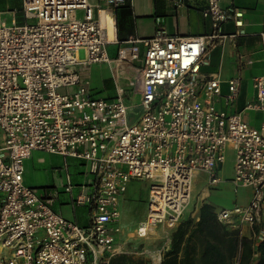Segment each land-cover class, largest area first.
Here are the masks:
<instances>
[{
  "label": "built area",
  "instance_id": "2783aa9c",
  "mask_svg": "<svg viewBox=\"0 0 264 264\" xmlns=\"http://www.w3.org/2000/svg\"><path fill=\"white\" fill-rule=\"evenodd\" d=\"M122 2L105 0L95 10L89 0H21L9 22L0 17V264H109L117 253H143L116 243L127 183L149 182L147 211L133 231L146 239L156 227L181 221L196 172L206 173V187L223 181L217 171L228 148L230 181L249 187L251 196L216 217L237 229L245 223L254 247L263 239L264 74L254 77L255 98L244 106L262 112L255 127L240 112L216 107L220 77L200 72L210 50L233 36L221 32L226 10L220 0H206L209 34L159 29L119 40L112 7ZM109 44H117L113 54ZM97 62L110 71V95L95 96L81 69ZM227 82L228 108L240 78ZM35 149L86 165L92 178L74 200L91 206L87 225L53 209L56 191L23 183L24 162ZM64 188H72L68 173ZM238 261L239 254L232 264ZM159 263L160 254L152 261Z\"/></svg>",
  "mask_w": 264,
  "mask_h": 264
},
{
  "label": "crops",
  "instance_id": "0c3cea01",
  "mask_svg": "<svg viewBox=\"0 0 264 264\" xmlns=\"http://www.w3.org/2000/svg\"><path fill=\"white\" fill-rule=\"evenodd\" d=\"M15 1H19V6L13 4ZM89 1L95 5V10L97 5H105V0ZM126 4L129 6L130 14L123 13L126 10L124 7ZM220 5L227 13L226 19L221 24V32L233 34V36L226 37L210 50L209 61L201 64L200 72L205 75L218 74L220 77L221 95L215 99L216 107L240 112L248 124L257 127L261 122L262 112L244 108V106L246 102L255 98L254 77L264 74V0H220ZM20 6L21 0H0V11L9 21L11 11L14 9L18 11ZM205 8L206 0H124L112 7V14L114 17L117 15L118 25L116 24V27L118 26L117 31L121 39L128 36L152 37L159 29H164L170 35L192 36L211 32L210 19L203 15ZM18 15L20 14L18 13ZM103 21L111 33L113 19L109 11L103 14ZM116 47L117 44H109V53L113 54ZM248 60L249 63H247ZM233 76L240 78L239 94L236 102L227 108L224 103V94L228 89L227 81ZM109 80L111 82L110 77ZM1 140L2 133L0 131V143ZM72 158L74 157H64L40 149L33 150L31 156L24 162L23 183L27 186L43 187L49 192L56 191V197L52 204L53 209L66 218L85 226L90 220L91 206L77 203L74 198L81 191L82 186L88 184L92 176L84 164V169L79 171L80 180L73 182L68 170L69 161ZM79 162L81 161L79 160ZM81 164L83 163L81 162ZM67 173L72 182L70 191H66L64 188ZM242 188H245V195L240 205H245L250 199L251 189L249 187ZM125 196L126 191L120 195L119 202L124 200ZM202 202H206L205 199L195 206L192 213H189L187 208L180 222H184L189 217L193 221L197 220L198 208ZM139 222H136L130 230L119 221L121 231L116 235V243L127 248L125 242L129 237H133V231ZM173 229L158 226L146 239H135L139 242H154V247L159 245L163 247L162 244L167 238L170 245ZM238 232L239 236L250 237L249 227L245 223L241 224ZM137 245L135 244V246ZM160 247L151 251V255H159ZM196 249L198 252L200 245L196 246Z\"/></svg>",
  "mask_w": 264,
  "mask_h": 264
},
{
  "label": "rangeland",
  "instance_id": "374dc122",
  "mask_svg": "<svg viewBox=\"0 0 264 264\" xmlns=\"http://www.w3.org/2000/svg\"><path fill=\"white\" fill-rule=\"evenodd\" d=\"M13 4L15 6H19V1H15ZM0 17L1 19H7V17H4L2 14ZM6 21L9 20L7 19ZM81 69L84 71V76L89 78L95 96H107L111 94L112 87L110 86L109 81L110 71L106 63H92L88 66H82ZM59 91H64V88H60ZM139 109V107H136L135 110H138L139 112ZM132 110L133 109H131V111ZM225 157V161L220 165V167H218L217 171L218 175L223 179V181L219 184H216L213 187H206V173L200 171L193 175L191 190L192 202L188 206V212L190 211L189 213H192L195 206L203 199L210 203L215 211H219L222 208L232 209L235 205H240L241 201H243L245 188H235L230 181L233 172L234 160L232 149L228 148L226 150ZM84 167V164H81L78 159L72 158L69 161L68 170L71 174L73 182L80 180L81 175L79 171L83 170ZM148 192L149 182L146 180L132 179L127 183L125 199L121 200L118 205L120 210L119 221L124 227L127 226L126 228L131 230L133 226H135V223L141 221L145 216L147 211ZM135 238L136 237L134 236L132 238L129 237L125 242V246H128L127 248H129L132 245L138 244L137 249L139 251L144 250L143 253L139 252L132 254L124 252L117 253L114 256L121 255L125 264H152V261L156 260V255L153 257L150 252L160 247V245L154 247V242H139V240H136ZM162 245L163 247L159 248L160 254H163V252L169 247L168 238ZM196 245H200V240L196 242Z\"/></svg>",
  "mask_w": 264,
  "mask_h": 264
},
{
  "label": "trees",
  "instance_id": "16d2710c",
  "mask_svg": "<svg viewBox=\"0 0 264 264\" xmlns=\"http://www.w3.org/2000/svg\"><path fill=\"white\" fill-rule=\"evenodd\" d=\"M124 7L126 10L123 13L130 14L128 4ZM17 18L21 19L20 15ZM118 39L124 40L119 35ZM196 239L200 240L198 252ZM237 254L238 264H264V236L254 247L252 239L239 236L238 229L230 228L227 223L217 219L211 204L202 202L197 220L189 217L172 230L170 245L163 252L159 264H232ZM109 264L125 263L119 255L111 257Z\"/></svg>",
  "mask_w": 264,
  "mask_h": 264
},
{
  "label": "bare ground",
  "instance_id": "6f19581e",
  "mask_svg": "<svg viewBox=\"0 0 264 264\" xmlns=\"http://www.w3.org/2000/svg\"><path fill=\"white\" fill-rule=\"evenodd\" d=\"M104 22V21H103ZM105 25V24H104ZM158 257V255L156 256V258Z\"/></svg>",
  "mask_w": 264,
  "mask_h": 264
}]
</instances>
